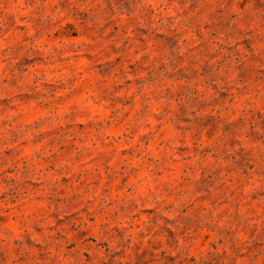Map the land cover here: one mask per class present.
Listing matches in <instances>:
<instances>
[{
	"label": "clouds",
	"instance_id": "obj_1",
	"mask_svg": "<svg viewBox=\"0 0 264 264\" xmlns=\"http://www.w3.org/2000/svg\"><path fill=\"white\" fill-rule=\"evenodd\" d=\"M81 8L95 10L83 38L47 44ZM108 20L119 23L118 37ZM29 100L44 111L25 120ZM208 116L239 131L206 138ZM4 123L0 264H149L137 249L165 227L174 254L187 255L191 212L182 209L211 198L223 228L236 208L232 197L220 205L226 192L209 191V172L235 173V194L248 200L241 215L252 196L264 211V143L250 138L264 140V0H65L63 11L56 0H0ZM43 137L19 163L4 155ZM38 156L51 167H34ZM232 227L228 264H264V243Z\"/></svg>",
	"mask_w": 264,
	"mask_h": 264
},
{
	"label": "rangeland",
	"instance_id": "obj_2",
	"mask_svg": "<svg viewBox=\"0 0 264 264\" xmlns=\"http://www.w3.org/2000/svg\"><path fill=\"white\" fill-rule=\"evenodd\" d=\"M83 2V0H82ZM89 3H95V0H88ZM102 3L105 0H101ZM65 0H56L57 6L60 10H64ZM107 6V5H106ZM95 10L92 8H81L77 9L71 15H69L68 20L65 21L61 29H56L51 31L48 35L44 37L47 44H63L68 46L70 42L77 41L83 37L80 35L81 24H88L90 22L89 14L93 13ZM105 29L109 36L118 37L120 32V25L118 22L108 20L105 23ZM23 24L18 25L19 30L23 31ZM179 43V41H177ZM47 46V45H46ZM55 50V47H54ZM65 58L72 55L71 51L66 52ZM83 95V93H81ZM225 99H227V93L225 94ZM44 109H35L34 102L29 100V107L26 110L24 119H31L33 115L42 113ZM260 113L257 112V116ZM207 131L204 132L206 138L211 139L217 133H224L225 135H233V133L238 132V128H229L227 125L221 127L217 124L216 120L212 116H208L205 122ZM6 123L0 124V136L3 135V130L7 128ZM78 131L83 134V128ZM98 131V130H97ZM119 129L108 127L106 129L107 135H114ZM88 134H94L91 129L88 130ZM253 142L264 143L255 133L250 136ZM13 142L14 137H9ZM35 141V138H33ZM49 141L46 137H43L40 141L26 142L21 141V144L16 145V148L11 152L5 151L4 155L8 157L9 161L14 163H19L15 159L23 153V155H28L32 148L43 147ZM125 150L121 148V153L123 154ZM244 150L241 149V152ZM251 159V157H250ZM32 164L36 168L43 169L44 165H48L49 161L46 157L38 156L32 160ZM179 167V166H178ZM243 171V170H242ZM205 182L208 185L209 191L216 193L217 199L225 192L224 199L220 201V205L223 206L228 200V197L233 198V203H235L236 208L228 212V220L225 222V227H216L213 222L214 219H219V214L216 213L215 207H213L214 201L211 198L201 199L197 195V200L194 202L196 207L193 208L189 205L188 208L182 209L184 212H191L190 216L185 217L186 222L190 225V230L184 234L185 243L188 244L187 255H179L176 253L175 248V233L171 227L163 228L162 234L157 236V240L154 244H149L150 237H145L143 245L137 249V253L143 260L149 261V264H228V257L226 249L231 248L232 237L235 229L232 225L237 228H241L248 233L249 236H254L257 238V243H264L259 238L264 236V211L257 205V197H251V203L254 205L252 211L248 212L247 215H241L239 209H243L245 205L248 204V200L244 198V195L235 194L234 181L236 179L235 173L232 176H228L226 179H222L221 175L209 172L207 176L204 177ZM33 187H39V184L43 181H32ZM231 187L232 191H227ZM219 190V192H217ZM197 193L199 189H196ZM247 193V189H245ZM261 199H264L262 197ZM37 203H43L42 200H37ZM150 214L151 209L146 210ZM144 213L141 214V219H143ZM61 220L64 217H60ZM166 221L168 217L164 218ZM75 223V221H73ZM91 230L81 228V235L86 238L89 242L95 243V237L90 234Z\"/></svg>",
	"mask_w": 264,
	"mask_h": 264
}]
</instances>
